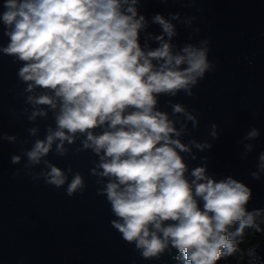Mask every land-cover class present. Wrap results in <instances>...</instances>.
I'll list each match as a JSON object with an SVG mask.
<instances>
[{"label": "clouds", "instance_id": "9594fccd", "mask_svg": "<svg viewBox=\"0 0 264 264\" xmlns=\"http://www.w3.org/2000/svg\"><path fill=\"white\" fill-rule=\"evenodd\" d=\"M144 2L0 0V28L7 37L0 54L21 64L17 77L28 106L23 112L30 123L49 113L54 122L45 127L43 138L21 149L24 174L55 188L67 185L69 197L83 194L86 184L80 172L47 159L50 153L66 156V145L82 137L74 152L90 151L97 158L90 175L115 217L110 225L126 243L134 244L146 260L175 249L174 258L182 257L185 264H216L234 251L231 237L253 226L260 213L247 209L251 190L243 182L231 176L217 180L206 165L189 169L183 154L195 160L192 148L203 151L211 144L182 142L188 122L195 128L199 121L195 109L172 98L180 93L193 97V89L215 71L210 40L175 45L173 21H180L179 13L168 18L154 14L151 23L161 32H148L149 21L140 12ZM194 2L185 0L183 6ZM194 19L187 18L185 26L191 27ZM161 96L169 97L171 113L158 107ZM217 127L211 125L213 138H218ZM38 132V127L28 129L31 137ZM259 134L253 128L245 139ZM0 139L14 142L17 137L4 134ZM245 148L251 151L252 145ZM21 159L10 157L12 164ZM258 168L264 171V152ZM252 176L260 178L257 172ZM234 225L238 227L230 231ZM249 256L256 262L254 250Z\"/></svg>", "mask_w": 264, "mask_h": 264}, {"label": "water", "instance_id": "95a60500", "mask_svg": "<svg viewBox=\"0 0 264 264\" xmlns=\"http://www.w3.org/2000/svg\"><path fill=\"white\" fill-rule=\"evenodd\" d=\"M184 3L145 0L140 12L149 21L147 31L157 35L161 30L151 23V17L159 13L168 18L179 13L180 21H173L178 32L173 43L177 46L210 40L209 60L215 64V71L207 73L193 89V97L180 93L172 98L173 103L195 109L199 121L195 128L188 122L180 137L182 142L194 139L211 144L203 151L193 147L192 154L197 158L193 160L185 153V161L190 170L206 165L208 174L217 180L231 176L243 182L251 190L247 209L262 210L264 171L258 164L264 152V0ZM189 17L195 19L191 27H186L184 22ZM195 28L199 33H193ZM6 44L7 37L0 28V46ZM149 45L158 46L154 41ZM20 66L12 57L0 54V136L17 137L14 142L0 139V264H182V257L174 258L175 249L171 254L166 250L159 259H143L135 245L126 243L110 225L115 217L106 197L97 195L100 186L89 172L97 158L90 151L74 152L82 137L74 145H66V156L50 153L47 159L62 169L70 166L73 172H80L86 184L83 194L69 197L67 185L55 188L24 174L26 158L21 149L30 148L35 138H43L45 127L54 126V122L51 113L34 123L28 121V114L23 112L28 107L21 94L24 85L17 77ZM168 99L161 96L158 107L171 113ZM213 123L218 126V138L210 134ZM32 127L39 128L37 137L29 136ZM253 128L259 130V136L245 139ZM24 140L28 143H22ZM249 144L252 150L246 151ZM12 155H21V162L12 164ZM17 170L19 175L15 174ZM253 172L260 178L254 179ZM254 250L264 262V236Z\"/></svg>", "mask_w": 264, "mask_h": 264}, {"label": "trees", "instance_id": "16d2710c", "mask_svg": "<svg viewBox=\"0 0 264 264\" xmlns=\"http://www.w3.org/2000/svg\"><path fill=\"white\" fill-rule=\"evenodd\" d=\"M230 231H235V225ZM260 236V232L255 227H246L241 231L240 235L231 237L234 241V251L230 255L221 256L216 264H247L243 250L249 244L255 242ZM185 264L184 260L183 263Z\"/></svg>", "mask_w": 264, "mask_h": 264}, {"label": "built area", "instance_id": "2783aa9c", "mask_svg": "<svg viewBox=\"0 0 264 264\" xmlns=\"http://www.w3.org/2000/svg\"><path fill=\"white\" fill-rule=\"evenodd\" d=\"M260 214L259 215H256L254 216V222H253V226L251 227H255L256 229H259V232H260V236L259 238L249 244L248 246L245 247V249L243 250V254L245 256V259H246V262L247 264H264L263 260L261 259V257L257 254V252L254 250V248L260 243L261 241V237L264 236V209L262 210H259L258 211ZM238 227V225H235V228ZM246 227L248 226H245L242 230H245ZM250 250H254L255 251V254H256V262L254 261V258L249 256V251Z\"/></svg>", "mask_w": 264, "mask_h": 264}]
</instances>
